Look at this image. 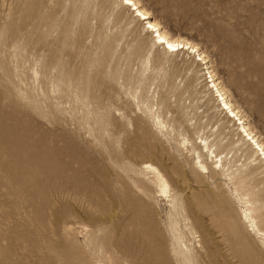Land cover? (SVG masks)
I'll return each mask as SVG.
<instances>
[{"label":"rangeland","instance_id":"374dc122","mask_svg":"<svg viewBox=\"0 0 264 264\" xmlns=\"http://www.w3.org/2000/svg\"><path fill=\"white\" fill-rule=\"evenodd\" d=\"M137 1L208 64L148 57L152 34L125 1L0 0V264H182L185 251L193 264H264L240 202L264 231V164L209 78L264 145V0ZM133 126L145 147L124 141ZM201 138L224 169L202 153L210 173H196Z\"/></svg>","mask_w":264,"mask_h":264},{"label":"bare ground","instance_id":"6f19581e","mask_svg":"<svg viewBox=\"0 0 264 264\" xmlns=\"http://www.w3.org/2000/svg\"><path fill=\"white\" fill-rule=\"evenodd\" d=\"M121 1H125L123 5L125 7H128L133 12L135 18H137L139 21L145 22L146 35L149 33L152 34L151 38H149V37L144 38L145 39L144 42H145L146 48L148 50L147 51L148 57L150 55L151 59H153L154 61L156 60L159 63H162V62L166 61L169 54H173L174 52H175V54H177V53H181V52L186 51V53L188 55L189 54H195V62H201V65H207L208 64L206 57L202 53L199 52L196 45L190 43L187 40L172 38L166 32L162 31V28L160 27V25L157 22L152 20V16H151L150 12H148L144 8L140 7L139 2L137 0H127V2H126V0H121ZM146 38H147V40H146ZM159 47H161V52L158 50ZM147 59L148 60H146V65L150 64V61H151V60H149V58H147ZM161 65H163V64H160V66ZM145 71H147V69H145L144 72ZM144 72L142 73V76H144ZM103 73H106V72L104 71ZM107 73H108V71H107ZM208 74H210V73H208ZM126 76H127V74H126ZM149 78H150L149 75L145 77L146 80H149ZM209 78L211 79L210 82L212 83V88L214 89V91L216 93V97L219 99V101L223 107L222 111H224V110L227 111V114H228L227 119L230 120L231 118H235L237 121H239L238 126L240 127V133L244 135V137L247 139V141H251V143L254 144L255 153H259V156H261L260 161H262L264 164V145H263V143H259L258 139H256V136L247 127V125L245 124L244 117L240 115V112L228 100L227 95H226V91L220 86V83H217L216 80L213 79L212 75H210ZM151 108H152L151 106L146 107V110H147L149 117L151 119H153V121H154L153 123L158 129H161V130L164 129L165 124L163 123L162 119L160 118V115L156 112L157 109L155 112H152ZM138 119H140V117L136 116L134 118V121H136ZM146 135L147 134H146L145 130L138 129L136 126H133L132 131L126 132L125 138H123V139L126 142H133L134 141V143L131 147L143 148L147 145L144 143V138ZM187 143H188L187 140H183L181 142V145L183 146V148L187 149ZM127 145L129 147V143H127ZM128 147L126 149H128ZM212 147H213V144H209L207 141V138H204V139L201 138L200 139L199 148L201 149V153H197V156L194 159L195 160L194 165H195V169H196L195 171L198 175H205V174L210 173V170L207 167V165L201 160V158H202L201 154L202 153H206L207 158H209V157L212 158L213 161H212L211 171H214L216 169H218V170L224 169L225 165L223 163V159H226V157L224 156L222 158V152L218 155H215L214 151H212ZM143 169L146 170L152 176L153 184L157 188L158 193L161 196L168 198L169 193H170V181L165 176L163 171H161L159 168H157L156 166H154L153 164H151L149 162H146L143 164ZM228 177L230 179H232V174H229ZM233 185H234V183H233ZM234 191H236V190L234 189ZM240 202H241L242 208H243V211H242L243 221H245V223L248 225L249 231H251L259 240L264 242V231L261 230L260 227L258 226V223L256 221V217H255L256 209H254L252 207V203L248 199L241 198ZM176 203L177 202H175L174 200L172 201V208H174V209L177 208ZM181 256L183 258L182 264H193L191 262V256H190L189 251H185V252L181 253ZM245 260H247V259H245ZM238 262L240 264V259H238ZM242 264H248V262L246 261V262H243Z\"/></svg>","mask_w":264,"mask_h":264},{"label":"snow or ice","instance_id":"6c2138e0","mask_svg":"<svg viewBox=\"0 0 264 264\" xmlns=\"http://www.w3.org/2000/svg\"><path fill=\"white\" fill-rule=\"evenodd\" d=\"M126 2H127V0H126Z\"/></svg>","mask_w":264,"mask_h":264}]
</instances>
